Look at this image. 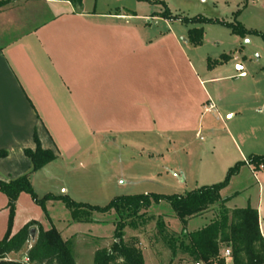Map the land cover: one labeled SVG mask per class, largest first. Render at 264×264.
Segmentation results:
<instances>
[{
	"label": "crops",
	"instance_id": "1",
	"mask_svg": "<svg viewBox=\"0 0 264 264\" xmlns=\"http://www.w3.org/2000/svg\"><path fill=\"white\" fill-rule=\"evenodd\" d=\"M150 1L156 0H83L82 9L77 10L69 0H0V151H7L0 158V181L8 182L29 171L31 160L25 149H36L37 136L41 147L52 151L55 159L33 175L35 192L40 197L51 193L78 201L69 188L79 184L72 162L93 155L97 140L110 142L118 134H151L166 136L175 146L177 137H197L204 130L216 135L220 130L214 128V121L219 114L233 119L254 111L263 127L252 126L245 134L230 124L222 127L241 159L236 163H245L221 195L232 196L226 203L230 209L232 201L245 196L248 205L258 210L264 227V168L255 169L248 163L251 155H264L254 154L256 146L264 144V130L260 138L256 135L264 129V65L247 56L241 60L232 53L226 55L224 50L214 53L215 57L220 53L215 58L217 65L215 61L209 65L190 48L194 55L186 54L181 40L189 46V38L170 25L163 37L158 32L146 36L145 31L153 28L151 21L162 18L155 14L158 11L149 14ZM159 1L170 11L198 9L194 0ZM208 1L214 10L230 17L245 2L238 17L247 29L258 31L257 25L264 19V0H200ZM233 36L235 43L228 47L231 52L241 39ZM210 104L212 110H208ZM230 161L227 172L236 164ZM258 173L262 182L256 189L243 183L246 178H257ZM64 174L70 175L69 180ZM176 176L180 183L188 180L184 172H176ZM235 182L236 190L224 196L223 191ZM53 185L55 191H40ZM56 202L60 201L47 202L48 213L58 208ZM8 203L7 195L0 191V241L8 229ZM49 215L50 221L31 195L22 192L16 201L11 235L31 221L45 230L55 226L65 239L74 240L77 264L84 261L85 253L94 259L96 250L109 247L106 243L113 237L114 225L106 233L97 219L79 223L65 214L63 218ZM205 216L191 217L187 230L208 224L201 221ZM24 254L25 249L11 252L5 260L31 264L23 259ZM144 258L145 264H171L170 260L147 261L145 254ZM227 264H233L232 260Z\"/></svg>",
	"mask_w": 264,
	"mask_h": 264
},
{
	"label": "rangeland",
	"instance_id": "2",
	"mask_svg": "<svg viewBox=\"0 0 264 264\" xmlns=\"http://www.w3.org/2000/svg\"><path fill=\"white\" fill-rule=\"evenodd\" d=\"M194 4L198 5V9L195 8L181 12L171 11V14L189 18L203 15L213 18V20H216L217 16L220 21L228 22H233L235 20V14L230 17L231 15H226L227 13L214 10L209 1L203 3L200 2V0H194ZM149 10L150 15L152 12L155 13L158 11L159 13L155 14L162 17L165 6L163 4L154 3L153 6H149ZM248 16L249 13L246 14L245 20H247ZM162 18L160 21H151L153 28H149L148 31H145L146 36L154 37L158 32L160 37H163L168 33V27L170 25L172 30L178 32V34L185 33L184 36L189 38V29L202 27L203 38L201 44L193 45L191 43L188 46L183 39L181 40V44L186 47L185 52L187 55H194L192 54L194 52L196 55L205 57L204 59L209 65L213 61H215L214 64L217 65L215 58L219 56L220 53H223L222 50H224L226 55L232 53V55L240 57L241 60H243L244 56H247L248 60L254 62L260 61V63L264 65V38L261 35L250 33L242 37L241 35L235 34L241 39L239 44L231 49V52L228 47L234 45L236 36H233L234 33L230 28L221 23L191 24L177 21L174 24L168 23ZM236 20L240 22L239 17H237ZM260 20L256 30L264 35V19ZM238 39L239 38H237V40ZM160 43H162V38ZM218 43L221 44L218 45ZM189 48L192 49L193 52L188 50ZM217 50H219L218 52L220 53L215 57L214 53H216ZM176 55H179L177 49ZM237 66L238 64L235 63V70ZM242 115L243 116L238 115L232 119L226 117L224 114H219L218 120L214 121V128L216 127L217 130H220L216 135H210L204 130L197 137H195L194 134H189L185 138L177 137V144L175 146L169 144L166 136H157L158 138H155V136L151 134L143 137L134 135L123 137V135L118 134L117 136L114 135L115 138L112 136L110 142H100L99 139L92 148V151H94L93 155H84L72 162V168L74 174H76L78 178L79 184L76 186L69 185V188L71 192L78 197V201H83L91 205L104 206L114 197L120 195L143 193L184 194L195 189L197 186L219 183L223 181L227 175L226 163L231 162V159L232 164L241 160L237 150L233 148L231 142L227 138L226 133L221 132L223 125H233L244 134L248 132L252 126L263 127L262 122H260V117L256 115L254 111L246 114L243 113ZM211 117L214 119L216 118L213 114ZM241 117L245 118L241 119ZM208 118H210V116ZM263 130L264 129H262V132L257 131V137L260 138V135H263ZM249 134L251 138H254L251 133ZM156 149L158 150L157 152ZM255 150L257 151H254V154H264V144L257 145ZM176 172H184L187 175L188 180L186 183H180V179L177 178ZM64 175L69 180L70 175ZM258 182L259 184L262 182L260 173L257 174V178H246L243 183H250V187L256 189ZM237 186L238 184L235 182L232 184L231 188L224 190V196L231 194L236 190L235 188ZM54 188V185L45 186V188L40 189V191H55L56 189ZM56 203L58 208L49 209V214L51 212L53 215L57 214L61 216V218L64 217V214L67 215V217L71 216L70 210L67 209L62 202ZM229 205L232 209L243 208L248 205V201L245 196H242V199L232 201ZM218 210L219 207L215 206L210 211L206 212V216L203 217L201 221L209 222L214 219ZM148 213L152 215L154 220L150 222L149 228L144 235L141 234L140 236L143 242L141 246L144 248L145 257L147 261H168L170 260L169 250L164 247L161 241L154 238L157 233L156 219L160 215H164V221H166L171 231L179 232L182 226H180L177 221L173 220L175 219L174 213L167 202L153 205ZM93 218L101 222L100 224L103 226L102 229L106 233L110 229L113 230L116 218L115 215L109 213H95ZM189 229H193V227L190 225ZM126 230L127 234L125 238L128 239L134 232L128 228ZM113 241L114 239L112 237L111 241L106 243V246H111ZM81 243L82 242H80L79 245ZM92 243L93 242H91V244ZM79 249L82 250L83 248L79 247ZM76 257H78V254ZM178 261L179 260H176L177 263ZM78 262L79 264H93V259L89 256V253H85L84 261L81 262V260H79Z\"/></svg>",
	"mask_w": 264,
	"mask_h": 264
},
{
	"label": "trees",
	"instance_id": "3",
	"mask_svg": "<svg viewBox=\"0 0 264 264\" xmlns=\"http://www.w3.org/2000/svg\"><path fill=\"white\" fill-rule=\"evenodd\" d=\"M77 10H81L83 0H69ZM165 6L163 18L167 20H180L183 23L205 24L221 23L230 28L234 34L245 37L248 34L264 35L255 30H248L236 18L245 7L235 12L233 22L213 20L205 16L181 17L172 15L163 1H150ZM203 28H191L189 41L193 45L202 43ZM37 147L35 150L25 149V154L31 160V167L24 175L6 181H0V191L8 199L9 221L4 238L0 241L1 264H21L17 261L5 260L7 254L25 253L31 264H77L73 252L74 240L65 239L55 227L45 230L37 221L27 223L15 235H11L13 219L15 216L16 201L22 192L29 193L34 202L40 205L46 218L51 217L47 210L48 201H60L70 210L72 221L88 223L94 221L95 213H109L116 216L114 221L113 243L109 247L96 250L93 264H145L144 248L141 246V234L149 228L154 220L148 212L153 205L167 202L173 210L174 217L182 224L181 231H171L164 215L156 219L157 233L154 238L162 242L169 250L171 264H226L224 249L232 250L233 264H264V240L260 233L259 213L256 208L247 205L243 208L230 209L226 203L232 196L223 197L221 191L229 184L231 178L238 174L245 162H238L231 167L225 179L212 185H204L184 194H158L143 193L120 195L114 197L104 206L77 202L68 195H54L48 193L39 196L32 184L33 175L55 159L52 151L43 149L35 136ZM7 151H0V158L6 157ZM248 163L255 169L264 168V155H251ZM218 205L219 210L214 219L205 226L194 230H187L188 220L196 215L206 213ZM149 214V215H148ZM37 230L35 240L29 243L30 230ZM134 233L126 239V229ZM31 244V248H29Z\"/></svg>",
	"mask_w": 264,
	"mask_h": 264
},
{
	"label": "built area",
	"instance_id": "4",
	"mask_svg": "<svg viewBox=\"0 0 264 264\" xmlns=\"http://www.w3.org/2000/svg\"><path fill=\"white\" fill-rule=\"evenodd\" d=\"M214 108L213 104H210L208 110H212ZM259 227H260V233H261V236L264 240V227L261 226L260 222H259ZM31 244L29 245V248H31ZM224 256L226 258V264H227V261L228 260H231L232 259V250L231 248L227 247L224 249ZM23 259L27 262H29V258L27 256V254L25 253L24 256H23Z\"/></svg>",
	"mask_w": 264,
	"mask_h": 264
},
{
	"label": "water",
	"instance_id": "5",
	"mask_svg": "<svg viewBox=\"0 0 264 264\" xmlns=\"http://www.w3.org/2000/svg\"><path fill=\"white\" fill-rule=\"evenodd\" d=\"M36 233H37V230H36L35 228H32V229L30 230V237H31L32 241L35 240ZM0 264H1V260H0Z\"/></svg>",
	"mask_w": 264,
	"mask_h": 264
}]
</instances>
